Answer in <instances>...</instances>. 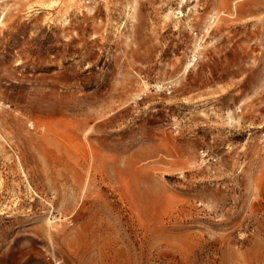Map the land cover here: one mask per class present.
Masks as SVG:
<instances>
[{
	"label": "rangeland",
	"instance_id": "374dc122",
	"mask_svg": "<svg viewBox=\"0 0 264 264\" xmlns=\"http://www.w3.org/2000/svg\"><path fill=\"white\" fill-rule=\"evenodd\" d=\"M0 264H264V0H0Z\"/></svg>",
	"mask_w": 264,
	"mask_h": 264
}]
</instances>
